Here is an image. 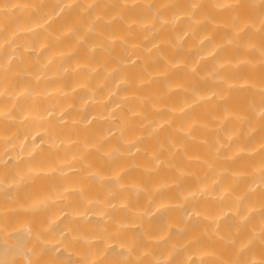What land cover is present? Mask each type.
Masks as SVG:
<instances>
[{"label":"bare ground","instance_id":"bare-ground-1","mask_svg":"<svg viewBox=\"0 0 264 264\" xmlns=\"http://www.w3.org/2000/svg\"><path fill=\"white\" fill-rule=\"evenodd\" d=\"M0 264H264V0H0Z\"/></svg>","mask_w":264,"mask_h":264}]
</instances>
